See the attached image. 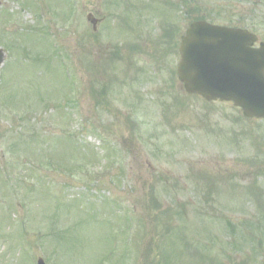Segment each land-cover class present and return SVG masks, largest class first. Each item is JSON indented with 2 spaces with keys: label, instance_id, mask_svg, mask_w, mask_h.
Listing matches in <instances>:
<instances>
[{
  "label": "rangeland",
  "instance_id": "rangeland-1",
  "mask_svg": "<svg viewBox=\"0 0 264 264\" xmlns=\"http://www.w3.org/2000/svg\"><path fill=\"white\" fill-rule=\"evenodd\" d=\"M140 1L0 0V264H264V119L176 74L194 20L264 42V0Z\"/></svg>",
  "mask_w": 264,
  "mask_h": 264
},
{
  "label": "water",
  "instance_id": "water-1",
  "mask_svg": "<svg viewBox=\"0 0 264 264\" xmlns=\"http://www.w3.org/2000/svg\"><path fill=\"white\" fill-rule=\"evenodd\" d=\"M254 41L242 30L193 23L181 42L179 81L188 93L231 101L247 117H264V44L252 49Z\"/></svg>",
  "mask_w": 264,
  "mask_h": 264
},
{
  "label": "flooded vegetation",
  "instance_id": "flooded-vegetation-1",
  "mask_svg": "<svg viewBox=\"0 0 264 264\" xmlns=\"http://www.w3.org/2000/svg\"><path fill=\"white\" fill-rule=\"evenodd\" d=\"M178 1V3H180L181 2V0H177ZM179 12H177V17L178 18H180L181 16H179V14H178Z\"/></svg>",
  "mask_w": 264,
  "mask_h": 264
}]
</instances>
